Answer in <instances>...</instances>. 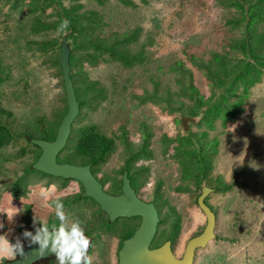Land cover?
<instances>
[{
	"label": "rangeland",
	"instance_id": "1",
	"mask_svg": "<svg viewBox=\"0 0 264 264\" xmlns=\"http://www.w3.org/2000/svg\"><path fill=\"white\" fill-rule=\"evenodd\" d=\"M73 4L82 6L79 14L95 11L107 23L111 15L112 24L119 27V34L138 28L139 36L128 48L131 52L141 50L145 58H152L147 62L148 74L155 75L160 90H168L172 98L181 102L184 108L191 107L192 102L181 95L182 88L176 83L182 80L176 67L178 62L192 72L193 87L197 93L208 98L213 91L217 95L223 89L213 90L211 80L189 58L212 60L213 55H221L226 60L243 58L237 50L232 51L228 47L229 43L234 44V40L240 36V26L243 24H238L234 29L227 24L240 16L233 8L222 7L219 0H147L146 4L133 0V6L129 7L119 6L115 0L105 2L103 6L86 0L63 1V6L67 8ZM11 5L10 0H0V65L5 72L0 75V103L2 108L13 114L12 130L20 132L27 128L35 131V119L43 118L55 123L50 136L56 140L62 118L68 112L62 104L63 90L65 96L67 91L63 89L64 85L62 86L56 68L44 62L48 60V54L41 52L34 43L57 39L59 29L31 35L27 29L29 14L26 7L20 4L10 9ZM111 8L117 12H107ZM21 10L24 15L20 13ZM49 11L48 9L46 13ZM4 13L8 18L6 21L1 20ZM149 39L154 45H147ZM143 45H146L145 50ZM248 63L257 68L251 59ZM140 71L141 67L138 66L125 68L119 63L108 61L100 62L95 67L83 65L82 73L86 80L97 84V88H103L105 98L100 99L96 109L88 112L82 121L77 118L79 125H96L106 135L114 131L119 133V127L123 126L128 132L129 143L137 145L142 140L140 126L142 123L146 124L151 128L149 142L156 154L161 153L162 136L167 140L173 139L177 134L185 136L191 123L192 133L204 132L207 139L219 136L221 147L214 163L215 174L218 172L227 183L234 180L241 185L226 194H207L210 196L205 201L215 215L216 238L205 248L197 250L195 264H264V68L260 69L258 80L250 87L248 96L243 100L242 111L237 113L234 122L230 121L223 127L218 119L212 128L205 125L197 127L190 119L180 117L183 129H179L173 118L161 112L158 106L137 105L138 101L132 95L142 94L143 89L150 91L152 85L147 82L145 86H139L136 80ZM227 77L225 79L228 80ZM236 97L237 95L231 97L229 103L234 102ZM199 120L197 118L196 121ZM223 133L225 134L222 135ZM24 145L20 140L3 150V155L0 152V223L4 225L0 228V264L14 259L4 249L18 238L21 240L23 230L31 228L34 232L41 227L40 219L45 220L49 226L59 225L60 221L55 216V201L69 202L80 193V187L75 182L49 178L30 180L22 172L19 173L22 177L17 183L22 185L19 188L23 190L15 192L13 170L18 171V165L32 159L25 156L7 162L5 158H11ZM177 146L176 143L170 144L165 153L167 170L164 172L170 174L169 179L161 178V175H165L155 166L159 161L152 158L147 163L150 170L146 171L139 182L145 185L140 194L149 198L148 194L156 188L154 193L158 190L159 196L164 197L166 202L168 197L169 203L174 205V211L184 215L182 229L179 237L176 236L175 244L176 255L181 256L189 237L205 223V218L198 208L191 206L189 201L193 199L188 194H180L176 190L182 184L178 171L180 165L173 158ZM119 149L122 150L121 146ZM61 157L62 155L57 154V165L78 167L72 162L57 163ZM154 158L158 156L154 155ZM160 181L163 185L158 183ZM111 189L108 186L104 192L110 194ZM82 192L88 198L83 186ZM64 211L68 223L81 219L88 226L89 222L85 220L90 221L89 213L85 211L82 214L83 204L76 201L75 204H68ZM14 214L16 215L12 220H9ZM188 218L191 223L186 222ZM80 225L85 227L81 223ZM125 232L127 234L128 231L121 227L120 233ZM22 244L24 245L23 242ZM157 245L158 242H154L153 246Z\"/></svg>",
	"mask_w": 264,
	"mask_h": 264
},
{
	"label": "trees",
	"instance_id": "2",
	"mask_svg": "<svg viewBox=\"0 0 264 264\" xmlns=\"http://www.w3.org/2000/svg\"><path fill=\"white\" fill-rule=\"evenodd\" d=\"M10 1L12 3L10 9L16 8L20 4L26 7L29 14L27 29L31 35H37L42 31L59 29L57 39L34 43L41 52L48 54L49 58L44 62L56 68L58 76L62 81V86L66 80L61 62L66 59L68 65L67 77L76 104V117L70 125L69 135L65 140L64 146L58 153L62 155V159L57 160V163L66 162L69 164L72 162L78 167L87 169L89 174L99 184L101 192L107 197H109V194L107 195L103 191L102 185L109 187L115 185L114 187L121 190L122 195H126L127 193L123 194V192L124 189H127V186L131 191L133 189L137 190L140 184L139 179H142L146 171L150 170L147 163L152 158L159 161L155 166H157V170L158 168L160 169V173L165 175L162 176L160 174L161 178L163 180L166 177L169 179L170 174L164 172L167 170L165 153H167V148L170 144L176 143L178 146L175 148L176 154L173 158L180 165L178 171L182 180V184L176 190L180 194H188L193 199L189 201L191 206L199 209L198 198L202 194L203 189H207L210 194H226L234 187L241 185V183L234 182V180L227 183L222 180L218 172L215 174L214 163L220 154L219 150L221 147L219 136L214 137V139H207V134L204 132L192 133L190 131L192 123L188 125L185 136L177 134L170 140L162 136L160 140V154H156L153 148L151 149L150 147L149 137L152 135L151 128L146 124L142 123L140 126L142 140L137 145L129 143L128 132L123 126L119 127V133L114 131L106 135L96 125H79L77 118L81 120L87 116L88 112L96 109L98 101L105 98V90L97 88V84L88 83L82 71L85 64L95 67L103 61L119 63L120 66L125 68L133 66L141 67L140 73L137 74L136 82L142 87L147 82H150L152 85L150 91L143 89L142 94L132 95L138 101L137 105L154 104L158 106L161 112L173 118L174 124L179 129H183V121L180 117H186L195 122L194 126L200 127L205 125L208 128H212L213 123L220 119L221 125L225 127L226 123L230 121L234 122L237 113L242 111L243 100L248 96L250 87L257 82L258 75L261 72L260 69L264 68V0H219L222 7L226 9L233 8L240 16L239 18L232 19L227 24L232 29L235 26H239L238 24H243L240 26V36L234 40V44L229 43L228 47L232 51L237 50L243 58H229L226 60V57L224 58L221 55H213L212 60H201L195 57L189 58L196 68L205 72V75L211 80L213 90L218 88L223 89V92L217 95L213 91L212 95L208 98H203L197 93V90L193 87L192 72L186 69L181 62H178L176 67L182 76V80L176 83L182 88L181 95L192 102L191 107L188 108H184L181 102L175 101V98H172V94L168 90H160V84L156 76L148 74L147 62H150L152 58H145L141 50L131 52L128 48L139 36L138 28L119 34L117 30L119 27L112 24L113 19L110 14L107 23L95 11L90 10L85 15L79 14L81 5L73 4V6H69L68 8L63 6L64 0ZM70 1L78 2L79 0ZM86 1H93L96 5L103 6L105 2L111 0ZM115 1L119 6H133V0ZM139 1L144 4L147 3V0ZM48 9L50 11L46 13ZM111 9L107 10V12L114 13L116 11L113 8ZM21 12L24 15L22 10ZM6 15L4 13L1 20L6 21L8 19ZM147 45L152 46L154 43L149 39ZM142 48L145 50L146 45H143ZM250 59L254 61L257 68L249 66L248 61ZM3 73H5L4 68L0 65V75ZM224 76H228L227 78L229 79H225ZM127 82L129 83V80ZM64 86L63 89L65 88ZM239 91L241 92L239 93ZM63 92L62 104L66 106L65 110H68V95L65 96V91L63 90ZM235 95H237V99L229 103V99ZM65 113L64 118L68 115V112ZM64 118L62 119L64 120ZM197 118H200V120L196 121ZM12 122L13 114L2 108L0 103L1 154L3 155V150L10 147L13 143L22 140L25 145L20 147L11 158H5V161H13L25 156L32 159L30 162H22L18 165V171L13 170L15 172V192L23 190L19 188L22 185L17 183V180L22 177L19 174L20 172L30 180L49 178L62 182H75L80 187V191H82L79 181L71 178L54 177L38 169L37 163H39L42 157V150L39 144L53 143L55 141V138L50 136L51 129L55 126V123L52 124V121L38 118L34 121L35 131L25 128L19 132L12 130ZM227 144L230 145L229 142ZM119 146H121L122 150L119 149ZM154 155H157L158 158H154ZM158 183L163 185L161 181ZM209 196H206L204 199V204L208 208L209 206L205 200ZM119 197L112 196V198L117 199ZM82 199L89 200V198H81L79 193L68 200L69 202L67 200L59 202L65 208L68 207V204H75L76 201L78 202V200ZM154 200L152 201L153 203L146 204L153 211V214H178L173 209L165 206L167 202L161 196ZM95 205L99 208V204ZM153 206H157L159 209L156 211ZM177 220L176 228L180 226V218L178 216ZM204 227L205 223L200 225L189 238L193 239L199 236ZM25 230L31 231V228ZM176 234L178 235L179 231ZM21 238L23 243L26 244L28 242L23 236Z\"/></svg>",
	"mask_w": 264,
	"mask_h": 264
},
{
	"label": "water",
	"instance_id": "3",
	"mask_svg": "<svg viewBox=\"0 0 264 264\" xmlns=\"http://www.w3.org/2000/svg\"><path fill=\"white\" fill-rule=\"evenodd\" d=\"M61 67L65 72L64 77L66 81L64 85L68 95V115L64 118L59 128L56 140L53 143L39 144L42 150V157L39 163H37L38 169L54 177L63 179L71 178L79 181L84 187L86 194H88V197H92L112 219L117 214H142L143 219L146 221V226L141 234L135 235L124 244L120 251L121 264H192L194 251L205 248L214 238L215 217L211 210L204 204V199L209 192L207 189H203L202 194L198 198L199 209L205 218L204 230L199 236L191 239L187 243L182 258L178 260L170 253L167 243L162 248L154 251L147 249V244L154 228V222L145 214H153V211L146 205L138 202L128 186L123 192V194L126 192V195H120L118 199L110 198L101 192L99 184L89 174L87 169L56 164L55 158L63 148L65 140L69 135L70 125L76 117V104L69 86L66 59L61 62ZM37 247L38 245L29 244L25 248V251L32 256L31 264H47L50 260L58 264L55 254L50 251L46 252L42 259H36L34 252ZM3 264H25V262L18 256L14 260Z\"/></svg>",
	"mask_w": 264,
	"mask_h": 264
},
{
	"label": "flooded vegetation",
	"instance_id": "4",
	"mask_svg": "<svg viewBox=\"0 0 264 264\" xmlns=\"http://www.w3.org/2000/svg\"><path fill=\"white\" fill-rule=\"evenodd\" d=\"M115 186V185H114ZM110 186L111 193L109 194V197L112 198L118 197L121 194V190H118L116 187ZM145 185H143L141 182L135 191L133 189V195L137 199L138 202L146 205L148 203H153L152 201H155L154 199L159 198V191L157 190L155 193L154 191L148 194L150 196L149 198H146L145 194H140L142 188ZM103 191L107 189V185L101 186ZM132 188V186H131ZM112 191H114L112 193ZM106 193V192H105ZM108 195V193H106ZM80 197L87 198L83 195V192L80 191ZM89 198V197H88ZM164 201L166 199L162 198ZM169 198L167 197V203H165V206L168 208H171L174 210V205L169 203ZM79 204H83V212L84 215L85 211L88 212L90 221L85 220L88 223V226H85V222L81 219H78V221L82 224V226H85L83 230L85 231L86 236L92 241V246L89 248L88 255L92 259V264H121V250L124 246V244L131 240L135 235H139L143 232L146 221L143 219L142 214H117L113 219L109 217L108 213H106L103 210H100L101 206L99 205V208L96 207L95 204H98L93 199L89 198V200H78ZM147 206V205H146ZM155 210L159 209L157 206H153ZM78 213V212H77ZM87 215V217H88ZM147 215L153 222H154V228L152 231L151 238L149 239V242L147 244V249L149 251H154L157 249L162 248L166 243L168 244V249L170 253L173 255L175 259L180 260L183 256L185 247L190 241L191 238L188 239L187 243L184 245L183 253L181 256L176 255L175 250V244H176V233L181 231L182 224L184 220L183 214H145ZM177 216L180 218V226L176 228L177 226ZM188 223H191V220L188 218ZM216 225V223H215ZM124 227L125 231L124 234L120 233L121 227ZM181 228V229H180ZM204 230V229H203ZM33 232V230H31ZM35 232V231H34ZM33 232V233H34ZM215 227H214V232ZM179 237V234L177 235ZM216 238V237H215ZM213 238V240L215 239ZM162 240V241H161ZM158 242L157 246H153L154 242ZM29 241L25 244L24 248H27L29 245ZM197 250L196 249L193 253V260L192 264H195V254ZM97 252V253H96ZM15 259V258H14ZM47 264H55L53 261H49Z\"/></svg>",
	"mask_w": 264,
	"mask_h": 264
},
{
	"label": "clouds",
	"instance_id": "5",
	"mask_svg": "<svg viewBox=\"0 0 264 264\" xmlns=\"http://www.w3.org/2000/svg\"><path fill=\"white\" fill-rule=\"evenodd\" d=\"M54 207L55 216L60 221L59 225L52 224L49 226L45 220L40 219L41 227L36 228L34 233L28 230L22 233L23 238L28 240L30 244L38 245L34 252L35 258L42 259L46 252L50 251L55 254L58 264H92V259L88 255L92 241L86 236L80 222L77 220L68 223L61 202L55 201ZM16 214L8 219L12 220ZM3 227L4 225L0 223V228ZM4 251L13 258L21 257L25 264H31L32 256L25 251L19 238L14 243H10Z\"/></svg>",
	"mask_w": 264,
	"mask_h": 264
}]
</instances>
